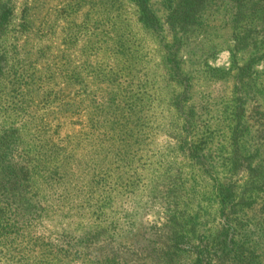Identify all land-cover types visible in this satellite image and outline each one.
I'll return each mask as SVG.
<instances>
[{
  "label": "rangeland",
  "instance_id": "374dc122",
  "mask_svg": "<svg viewBox=\"0 0 264 264\" xmlns=\"http://www.w3.org/2000/svg\"><path fill=\"white\" fill-rule=\"evenodd\" d=\"M0 68V264H264V0H0Z\"/></svg>",
  "mask_w": 264,
  "mask_h": 264
},
{
  "label": "trees",
  "instance_id": "16d2710c",
  "mask_svg": "<svg viewBox=\"0 0 264 264\" xmlns=\"http://www.w3.org/2000/svg\"><path fill=\"white\" fill-rule=\"evenodd\" d=\"M12 72L13 71L11 69L7 71L6 69L2 70L0 68V87L2 88L5 86L7 87V85L13 86V88H11V90L6 93L7 95H4L3 93L0 94V104L5 102L11 105L14 104L16 100L21 103L20 104L21 107H24V105L26 106L27 104L26 96L30 94V90L25 88L16 89V92L14 93L13 90L15 86L19 84L20 79L17 77L15 73ZM0 111H1V107H0ZM5 171H7V173H5ZM15 175H16L15 171H11L9 167H6V169L1 168L0 187H3V185L5 186L8 185L9 187L11 185L12 189L17 191H23L22 183L16 179L17 176ZM200 263H202V260L200 261Z\"/></svg>",
  "mask_w": 264,
  "mask_h": 264
}]
</instances>
